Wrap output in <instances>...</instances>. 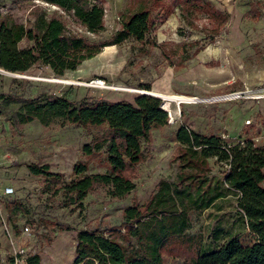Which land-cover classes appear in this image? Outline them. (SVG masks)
Here are the masks:
<instances>
[{
    "label": "rangeland",
    "instance_id": "rangeland-1",
    "mask_svg": "<svg viewBox=\"0 0 264 264\" xmlns=\"http://www.w3.org/2000/svg\"><path fill=\"white\" fill-rule=\"evenodd\" d=\"M101 1L105 28L98 35L90 33L71 11L41 0L16 4L0 0V10H9L18 20L26 22L29 4L34 2L56 14L72 31L90 40H100L120 27L121 10L127 3V0ZM208 1L229 13L226 30L215 38L208 34L211 22L205 14L192 15L190 24L181 14L179 0H166L171 11L167 12L166 7L152 11L153 26L143 40L130 37L104 46L62 76H55L43 63L18 75L0 72V94H17L27 100L62 95L72 100L90 96L132 102L136 95L151 91L205 97L263 85L264 0ZM252 1H257L260 9L256 20L246 15ZM93 78L104 80L108 87L84 84ZM22 104L0 99V264H5L9 257L15 258L14 264H24V258L33 253L40 255L42 264H71L78 230L118 225L126 206L133 201L145 202L160 180L174 181L178 166L171 156L177 145L174 133L180 126L203 135H219L228 145L245 139L264 145V100L172 103L169 110L172 120L153 130L152 140L142 144L143 157L128 193L111 198L100 188L87 195L81 206L62 207L59 206L62 196L44 193L42 178L31 175L26 164L48 163L68 183L73 177V164L83 159L81 146L90 140V135L80 128L58 123L45 127L37 121L15 130L10 122ZM107 169L106 156L89 164V172L103 173ZM219 170L215 166L211 174L219 176ZM5 186L12 187L14 193L2 195ZM235 198L220 200L218 211L213 208L202 211L189 232H205L220 220L224 228L237 232L232 247L238 256L255 241V236L240 226ZM17 204L22 208L9 210L8 206ZM166 264L180 263L169 260Z\"/></svg>",
    "mask_w": 264,
    "mask_h": 264
},
{
    "label": "trees",
    "instance_id": "trees-1",
    "mask_svg": "<svg viewBox=\"0 0 264 264\" xmlns=\"http://www.w3.org/2000/svg\"><path fill=\"white\" fill-rule=\"evenodd\" d=\"M41 1L71 11L90 33L98 35L105 28L101 0ZM179 5L190 24L194 14L208 17L211 38L226 30V9L208 0H179ZM29 7L26 22L9 10H0V67L5 71L23 73L43 63L55 76H62L104 46L130 37L143 40L153 26L152 11L163 7L171 11L166 0H127L120 27L105 39L90 40L69 29L42 5L32 2ZM259 14L257 1H252L246 15L256 20ZM0 99L23 102L10 122L15 130L37 121L45 127L58 123L80 128L90 135L81 146L83 159L73 164L68 183L48 163L26 164L31 175L42 178L44 193L62 196V207L81 206L87 195L100 188L111 198L128 193L143 157L142 144L152 140L153 130L168 123L162 100L149 94H138L132 102L90 96L72 100L62 95L27 100L8 93L0 94ZM174 140L177 145L171 161L178 166L174 181L160 180L145 202L126 206L118 225L78 230L71 264H166L169 260L180 264H264V145L252 139L228 145L219 135H203L185 126L175 131ZM102 156H106L107 171L89 172V164ZM215 166L220 168L219 176L211 174ZM228 196L236 197L240 226L255 236L238 256L232 247L237 232L224 228L220 220L205 232H189L202 211L220 210L219 201ZM8 207L11 211L22 208L21 204ZM14 262L15 258L9 257L5 264ZM24 264H42L41 257L29 254Z\"/></svg>",
    "mask_w": 264,
    "mask_h": 264
},
{
    "label": "built area",
    "instance_id": "built-area-1",
    "mask_svg": "<svg viewBox=\"0 0 264 264\" xmlns=\"http://www.w3.org/2000/svg\"><path fill=\"white\" fill-rule=\"evenodd\" d=\"M0 72L12 74V75H18L13 72L5 71V69L2 67H0ZM84 84L89 87H102V88L108 87L105 84L104 80L100 78L90 79ZM156 97H161V96L158 95ZM189 98L191 101H189L188 103H202V104H219L222 102H233V101H239L243 99L264 100V84L261 86H257L256 88H253V89L246 88V89L227 90L221 93H215V94H211L205 97L189 96ZM160 106L169 115L168 122H170L172 120V117L169 114V110L165 106L164 99L162 100V103ZM12 193H14L13 188L10 186H5L1 192V194L4 196L11 195Z\"/></svg>",
    "mask_w": 264,
    "mask_h": 264
},
{
    "label": "bare ground",
    "instance_id": "bare-ground-1",
    "mask_svg": "<svg viewBox=\"0 0 264 264\" xmlns=\"http://www.w3.org/2000/svg\"><path fill=\"white\" fill-rule=\"evenodd\" d=\"M61 81H63V80H61ZM64 82H67V81L65 80ZM149 93L160 95L164 99L165 106L168 110H171V108L173 107L172 103L180 104V103H188L189 101H191L189 97L182 96V95L168 94V93H161V92H154V91H151Z\"/></svg>",
    "mask_w": 264,
    "mask_h": 264
},
{
    "label": "water",
    "instance_id": "water-1",
    "mask_svg": "<svg viewBox=\"0 0 264 264\" xmlns=\"http://www.w3.org/2000/svg\"><path fill=\"white\" fill-rule=\"evenodd\" d=\"M144 93L149 94V95H152L151 93H148V92H144Z\"/></svg>",
    "mask_w": 264,
    "mask_h": 264
}]
</instances>
